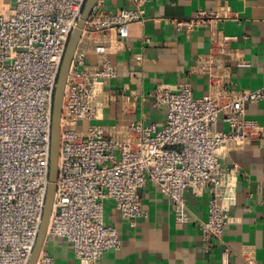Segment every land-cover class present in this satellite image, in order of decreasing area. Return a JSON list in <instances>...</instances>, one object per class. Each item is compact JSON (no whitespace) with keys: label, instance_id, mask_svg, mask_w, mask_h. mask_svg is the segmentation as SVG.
<instances>
[{"label":"built area","instance_id":"2783aa9c","mask_svg":"<svg viewBox=\"0 0 264 264\" xmlns=\"http://www.w3.org/2000/svg\"><path fill=\"white\" fill-rule=\"evenodd\" d=\"M85 1L0 0V264H27L37 239L48 186L54 89ZM141 1L108 15L99 14L98 1L66 80L47 239H66L83 264H96L105 251L120 248L117 229L104 222L107 202L123 218L148 216L139 195L147 182L169 199L178 223L190 219L185 187L208 189L202 237L208 244L220 239L236 197L227 183L231 167L219 152L264 140V124L244 116L246 102L264 103V85L248 93L230 91L214 73L220 64L213 54L195 66L209 74L206 97L194 99L186 82L155 88L154 105L165 111L161 126L132 121L106 130L92 122L103 83L117 75L102 37L115 29L126 38L129 25L142 19ZM214 18L219 15L199 10L173 23L178 30L191 29ZM88 52L96 55L93 64L87 63ZM219 119L227 130L213 127ZM84 120L91 122L79 127ZM36 264H55L46 245Z\"/></svg>","mask_w":264,"mask_h":264},{"label":"crops","instance_id":"0c3cea01","mask_svg":"<svg viewBox=\"0 0 264 264\" xmlns=\"http://www.w3.org/2000/svg\"><path fill=\"white\" fill-rule=\"evenodd\" d=\"M135 4L136 0H99L98 12L108 15ZM199 10L215 12L219 18L191 29L176 28L174 19L192 17ZM139 12L142 19L129 25L126 38L115 29L102 37L117 75L103 83L92 122L106 130L132 121L161 126L165 111L154 105L155 88L173 89L186 82L194 99L206 97L209 74L195 66L209 54L217 57L220 66L214 73L230 91L248 93L264 85V0H142ZM95 61L96 55L88 52L87 63ZM244 116L264 124V103L246 102ZM90 122L81 121L79 127ZM213 127L229 128L220 119ZM219 157L231 167L227 183L236 197L220 239L208 244L202 237L208 189L185 187L190 219L178 223L169 199L147 182L139 190L147 217L126 219L113 203L105 204L104 222L117 229L120 248L105 251L96 264H264V140L223 147ZM45 245L55 264H83L66 239L51 237Z\"/></svg>","mask_w":264,"mask_h":264},{"label":"water","instance_id":"95a60500","mask_svg":"<svg viewBox=\"0 0 264 264\" xmlns=\"http://www.w3.org/2000/svg\"><path fill=\"white\" fill-rule=\"evenodd\" d=\"M99 0H86L81 15L73 28L68 42L66 44L65 52L61 61L52 102L51 114V131H50V153H49V173H48V186L45 197V204L42 214L41 223L37 239L32 250L31 256L27 264H36L41 250L44 248L47 241V229L50 216L53 210V203L56 191V181L58 176V158H59V145H60V121L62 112V102L68 72L70 69L71 61L81 37V33L85 27L86 21L93 12L94 7Z\"/></svg>","mask_w":264,"mask_h":264},{"label":"rangeland","instance_id":"374dc122","mask_svg":"<svg viewBox=\"0 0 264 264\" xmlns=\"http://www.w3.org/2000/svg\"><path fill=\"white\" fill-rule=\"evenodd\" d=\"M4 2H8L9 0H3ZM11 4H13V2H11Z\"/></svg>","mask_w":264,"mask_h":264}]
</instances>
